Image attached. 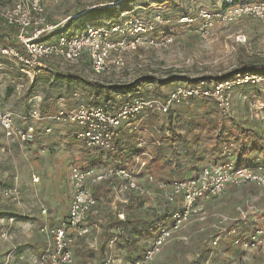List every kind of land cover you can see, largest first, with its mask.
Wrapping results in <instances>:
<instances>
[{
    "label": "rangeland",
    "instance_id": "rangeland-1",
    "mask_svg": "<svg viewBox=\"0 0 264 264\" xmlns=\"http://www.w3.org/2000/svg\"><path fill=\"white\" fill-rule=\"evenodd\" d=\"M43 4L48 23H65L68 34L86 23L107 27L106 22L122 25L126 20L146 31L113 35L115 41L138 40V47L125 53L124 70L111 63L113 56L100 75L87 58L78 67L53 59L31 79L22 75L15 61L0 57V114L11 111L16 130L8 137L0 124V189H16L15 195L0 198V264H41L39 259L51 247L48 231L67 219L69 172L74 165L130 166L145 153L152 157V174L169 181L194 177L209 164L232 160L248 167L258 157L264 161V85L228 86L227 109L207 96L182 99L168 113L143 111L120 129L117 147L114 142L111 151L78 140L73 144L77 126L47 118L80 106L117 111L136 98L164 101L176 90H209L216 78L231 74L242 60L264 64V22L251 17L225 21L226 0H130L127 7L123 0H43ZM106 8L115 11L101 14ZM206 12L212 20L203 17ZM239 36L246 41H239ZM43 39L54 42L57 34ZM55 72L112 88L110 101H104L101 89L93 104L89 84L66 85L55 79ZM124 86L131 88L127 95L118 89ZM18 131H28L27 138L23 140ZM93 190L99 198V215L88 219L90 233L76 239L74 264H105L109 258L131 264L141 258L154 239L148 229L162 223L174 207L148 197L120 206L103 184ZM208 202L213 203L212 210L206 206L208 219L193 221L182 231L189 241L169 243L153 264H264V240L259 250L236 243L249 240L257 227L264 228V190L241 186ZM118 212L125 214L124 220ZM138 228L144 234L139 235Z\"/></svg>",
    "mask_w": 264,
    "mask_h": 264
},
{
    "label": "built area",
    "instance_id": "built-area-1",
    "mask_svg": "<svg viewBox=\"0 0 264 264\" xmlns=\"http://www.w3.org/2000/svg\"><path fill=\"white\" fill-rule=\"evenodd\" d=\"M203 17L212 20L210 13H204ZM241 17H251L264 22V0L252 3H234L233 0H226L223 19L231 22ZM0 18L2 27L11 32L5 43L0 42V57L15 61L20 72L31 79H34L41 69L47 67L48 61L53 59H59L64 65L77 67L84 58H88L93 71L100 75L106 71L108 62L114 56L111 63L118 71L124 70L125 53L137 50L139 42L134 40L126 43L121 39L112 40L111 37L124 36L129 31L132 35L146 31L141 26L138 28V24H134L132 20H126L122 25L110 21L107 27L86 23L81 30L68 34L64 31L65 23L62 26L48 23L43 0H14L10 5L5 4V0H0ZM55 34L56 41H44V37H52ZM238 39L246 41L245 37L239 36ZM231 81L216 83L209 90L196 88L176 90L164 101L155 98H136L117 111L80 106L71 112L61 111L47 118L77 126L75 136L87 147L111 151L115 132L143 111L157 110L160 113H168L182 99L207 96L217 98L227 109L230 100L224 92L228 86L264 85V75L247 74ZM34 115V118H40L38 111H34ZM0 124L8 137L16 135L14 114L11 111L6 110L0 114ZM29 129L32 131L33 127ZM18 132L23 140L27 138L28 131ZM149 160L150 156L147 158L143 153L137 156L132 165L125 168L112 165L104 168L72 166L69 172L71 203L66 222L61 227L48 231L51 247L41 256L39 263L74 264L73 245L76 239L84 238L90 233L88 219L99 215V198L93 187L102 184L123 204H127L129 196L134 194L138 197L160 199L168 206L174 207L169 220L158 226L153 242L144 255L134 260L132 264H153L169 243L174 240L187 243L189 236L183 235L182 231L193 221H206L209 217L206 203L222 196L229 187L254 184L264 190V161L260 157L256 158V163L252 166H238L230 160L204 166L194 177L169 181L160 180L150 173ZM153 188H156V191ZM15 194L16 189H0V198ZM118 217L124 220L125 214L120 212ZM263 240L264 229H261L246 242L236 240V243L245 248H257ZM216 244L217 242H214V245ZM114 261V258H109L105 264H115Z\"/></svg>",
    "mask_w": 264,
    "mask_h": 264
},
{
    "label": "trees",
    "instance_id": "trees-1",
    "mask_svg": "<svg viewBox=\"0 0 264 264\" xmlns=\"http://www.w3.org/2000/svg\"><path fill=\"white\" fill-rule=\"evenodd\" d=\"M130 1V0H128ZM128 1L126 0H123V2L125 4H123V7H127L128 5L126 3H128ZM259 1H263V0H259ZM234 3H250L246 0H233ZM257 2V1H256ZM117 7V9H120V5L118 6H115ZM115 10H111V8H106L105 10H102L101 14H109V13H112L114 12ZM96 26H99L95 23H92ZM65 31V29H64ZM66 32V31H65ZM10 31H8L7 29H5L4 27H2V25L0 26V42L2 43H5L6 42V39L9 37L10 35ZM85 59V58H84ZM87 60L90 62V60L87 58ZM84 61V60H83ZM82 61V62H83ZM91 63V62H90ZM80 66V65H79ZM78 67V66H77ZM47 67L43 68L40 70V72L37 74V76H39V74L45 70ZM93 69V68H92ZM19 71H20V68H19ZM247 74H257V75H264V64H261L260 62L258 61H249V62H246L244 60L240 61L237 68L231 73V74H227V75H223L219 78H216V83H224V82H227V81H230L238 76H243V75H247ZM23 75V74H22ZM24 76V75H23ZM37 76H35V78H37ZM54 77L56 80H59V81H62L63 83H65L66 85H71L73 83H79V84H89L92 88H93V91H94V94H93V98H95L92 103L95 104L97 103V99L96 97H98L99 93L101 92V89L104 93V97H105V102L108 103L110 101V92L112 91V88H107V87H104L102 85H100L98 82H92V81H88L86 80L85 78H83L82 76L80 75H71V74H63V73H59V72H55L54 74ZM34 78V79H35ZM137 85V83L133 84V88ZM115 89V88H114ZM120 89L121 91L124 92V95L126 94L127 95V91H131L130 87L126 88L125 86L124 87H120L118 88ZM131 96V93L128 94ZM191 99H195V98H191ZM89 107H92V106H89ZM101 108V107H100ZM104 109V108H103ZM106 110V109H105ZM106 111H111V110H106ZM123 127V126H122ZM121 127V128H122ZM120 128V129H121ZM120 129L118 131L115 132V135H114V142H115V138H117V134L119 133ZM77 131V130H76ZM76 132L74 133V137H75V140L73 141V144H77V138H76ZM79 141V140H78ZM116 143V147H117V142ZM230 146L232 144H229ZM229 147V146H228ZM228 147L226 146L224 148V151L226 150V148L228 149ZM120 150L123 152L125 149H124V146L122 144H120ZM140 154V153H139ZM242 154H246L244 151L242 152ZM151 159L152 157H150V160H149V167L151 166ZM115 167H119V168H125V167H129V165H113ZM238 166H243L242 164H238ZM249 166V165H248ZM148 170L150 171L151 169L148 168ZM173 179V178H172ZM183 179V178H182ZM168 180H171V179H168ZM137 196H132L131 198V204L133 203V200L134 198H136ZM173 210V209H172ZM172 210L169 211V214L164 218L165 220L162 222H167L171 216V212ZM162 223H157V225L153 228L152 226H150V228L148 229V233L150 232H153L152 235L154 236L157 229H158V226H160ZM137 233L139 235L141 234H144V229L142 228H138L137 230ZM139 259V258H138Z\"/></svg>",
    "mask_w": 264,
    "mask_h": 264
},
{
    "label": "crops",
    "instance_id": "crops-1",
    "mask_svg": "<svg viewBox=\"0 0 264 264\" xmlns=\"http://www.w3.org/2000/svg\"><path fill=\"white\" fill-rule=\"evenodd\" d=\"M110 22V21H109ZM106 23H108V22H106ZM150 173H152L151 171H150ZM154 174V173H153ZM71 187V186H70ZM243 187L244 188H247V189H251V188H259L258 186H256V185H254V184H246V185H243ZM235 188H238V187H229L226 191H231V190H233V189H235ZM153 189H155L156 190V188H153ZM112 194H114V193H112ZM132 196H136V195H134V194H131L130 196H129V202L127 203V204H131V198H132ZM98 197V196H97ZM138 197V196H137ZM113 199H114V201H115V204H119L120 206L121 205H123V203H122V201L121 200H118L115 196L114 197H112ZM212 205H213V203H211V202H207L206 203V206H207V208L210 210H212ZM70 207V206H69ZM68 212H69V209H68ZM68 212H67V215H68ZM120 212H118V214H119ZM262 229H264V228H262ZM258 230H261V227H257L256 229H254L253 231H252V233L253 232H257ZM184 235V234H183ZM174 241H180V240H174ZM173 241V242H174ZM180 242H182V241H180ZM216 242V241H215ZM183 243V242H182ZM262 247H264V245L262 246ZM260 249V247L257 249V250H259ZM106 260H107V258H106ZM114 260H115V258H114ZM114 263L115 264H119L118 263V261H114ZM131 264H132V262H131Z\"/></svg>",
    "mask_w": 264,
    "mask_h": 264
}]
</instances>
